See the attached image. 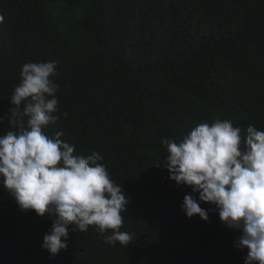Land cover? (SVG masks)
Segmentation results:
<instances>
[{
	"label": "trees",
	"instance_id": "16d2710c",
	"mask_svg": "<svg viewBox=\"0 0 264 264\" xmlns=\"http://www.w3.org/2000/svg\"><path fill=\"white\" fill-rule=\"evenodd\" d=\"M0 135L13 128L10 96L28 62L57 61L60 120L51 137L74 155L101 154L128 194L120 229L69 228L68 248H42L54 217L22 211L0 186V264H245L213 205L209 221L181 210L189 186L165 167L163 139L231 120L264 131V0H0ZM23 105L21 106L22 111ZM67 113L65 117L63 114ZM126 194V195H127Z\"/></svg>",
	"mask_w": 264,
	"mask_h": 264
},
{
	"label": "clouds",
	"instance_id": "9594fccd",
	"mask_svg": "<svg viewBox=\"0 0 264 264\" xmlns=\"http://www.w3.org/2000/svg\"><path fill=\"white\" fill-rule=\"evenodd\" d=\"M0 17V21H2ZM57 61L28 62L22 66L20 83L10 96L11 115L28 117L27 126L15 118L13 128L0 135V186L15 199L22 211L39 217H54L43 237L42 248L52 256L68 248L69 228L86 232L96 226L105 243L128 246L133 238L120 231L129 204L128 194L114 182L104 157L93 151L74 155L75 148L44 131L56 124L59 85ZM23 105L22 111L21 106ZM65 117L67 113L63 114ZM231 120L195 126L179 142L163 139L165 167L177 186H189L181 210L188 218L209 221L201 203L213 205L220 220L239 230L235 246L247 249L245 264H264V131L248 126L246 136ZM127 194V195H126Z\"/></svg>",
	"mask_w": 264,
	"mask_h": 264
}]
</instances>
